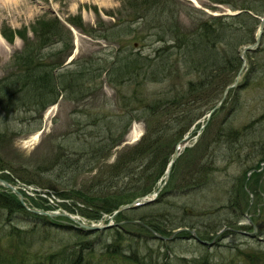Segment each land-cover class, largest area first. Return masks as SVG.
Here are the masks:
<instances>
[{
	"label": "rangeland",
	"instance_id": "374dc122",
	"mask_svg": "<svg viewBox=\"0 0 264 264\" xmlns=\"http://www.w3.org/2000/svg\"><path fill=\"white\" fill-rule=\"evenodd\" d=\"M130 1L0 0V78L11 70L16 69L12 56L21 53L24 45L23 39L16 33L23 34L28 41H31L34 39V34L30 31L35 28L41 30L42 24L49 21L50 24L56 22L54 28H51L52 31H54L56 26L61 27L62 37L52 38V41L50 40L49 45L44 47V49L51 54L54 62H61L59 68H56V71L54 70L53 72L60 77V84H63V80L70 85L65 92L60 91L58 101L54 105L47 106L40 117L37 113L26 112L24 114L22 111H8V114L3 113L0 115V132L5 133V139L0 138V166H5L0 169V173L14 177L16 182L29 183L27 184L28 189L31 191L32 189L38 190L39 193L51 198L57 204L62 198L69 196L67 199L70 204L64 205L65 208L73 210L72 214L76 218L78 217V219L84 220L88 224L96 225L100 223L103 225L109 220V215L105 214L101 220H90L99 218L102 213L100 214L98 207L91 205L89 196L93 198L99 196V191H97L99 187L96 188V186L102 180L114 178V175L104 165L107 167L115 161L120 153L129 151L132 146L138 143L139 140L133 141L130 139V133L134 127L143 136L149 125L143 120H133L121 139L111 151H108L107 156L99 159L98 163L92 165L89 169L85 168L79 171L83 167L81 165L76 171V164L72 169L66 166L64 168L53 166L55 155L57 156V152H59L58 148L62 151L80 148L79 145L78 147L76 146L79 140L78 134L74 135V132L77 128H82V125L89 120L97 124L96 127H92L94 132L96 128L101 127L110 129L115 135L120 134L124 130L125 121L117 123L116 119H119L125 113L124 103L126 99L129 100L127 109H130L131 98L134 99L133 85L128 83H117L115 85L111 83L108 81L105 70L101 71V75H97L99 72L98 68H91L92 71H90L91 73L88 76L73 73L72 75L65 74L62 77V74L68 70L74 71L78 69L82 62H96V60H93L96 57L110 59L114 53H117L118 43L98 36L99 25L103 23V25L108 27L114 23L122 22H119L122 18L125 20L131 6L129 5ZM247 1L250 3V0ZM255 1L253 3L255 11L263 12L264 0ZM174 3L178 18L186 28L196 26L197 20L195 19L200 17L206 18L210 14L231 12L227 7L212 4L209 0H174ZM213 6L215 8H212ZM195 9L199 11L196 12ZM152 10L155 11V9ZM145 15H147V20H144V17H139L140 19L135 22L126 19L131 28L127 31L128 34L122 37V40L128 42L124 44L128 48L136 44L134 50L138 49L143 54L151 53L152 55L156 47H161L164 44L160 45L161 42H158L153 30H148V20L151 19L156 22L155 13L148 12ZM75 16L81 18V28L72 24L71 19ZM209 17L206 19H209ZM212 23L215 22L212 20ZM92 27L97 31L90 34L88 32ZM48 30L50 31V28ZM165 38L171 40L170 36L168 39V35ZM235 41L237 42V39ZM170 42L176 44L175 41H169L167 45H170ZM199 49L205 50L203 45ZM218 49L226 56L222 48ZM160 50L155 52L156 56ZM194 56L196 61L192 63V55L190 57L188 54L182 55V52H179L176 46L171 48L170 51H165L164 55L156 60V63L162 67L161 64L172 60L177 65L174 71L179 69L181 75L179 73H171L163 81L143 80L139 93L145 96L146 100L151 101L158 97L164 98L162 96L166 95L167 98L171 99L174 98V94L178 91L186 90L188 81L198 80L195 69L199 66L197 60H201L204 57V52L197 51ZM188 58H191V60L184 64ZM69 60L71 61L68 62ZM108 62L106 61L105 64L108 65ZM100 64L101 69L105 67L101 61ZM223 66L225 67L226 64H223ZM225 69H222L218 74L220 76L213 79V83L209 87L211 91L207 95L202 92L194 95V97L198 96V94L202 95L199 102L194 103V99L189 98L193 103L190 105L187 103L185 107L187 112L178 120L174 128L166 131L165 136L167 139L165 138L162 143L166 140L168 143L170 139L174 138L185 128L190 118L198 111L204 112L206 108L218 103V98L213 100L217 97L215 94L219 92L216 86L221 85L227 78H231L234 75H230L233 71L226 73ZM187 70L189 71L186 72ZM208 73L211 74L210 71ZM240 84L239 87L228 92L222 105L216 109L208 123H204L205 125L203 126L202 123L204 121H202L201 125L196 127L197 134L195 136L191 138L193 130L188 133L190 138L187 140V144L194 146L180 158H177L174 166L175 172L170 177V183L164 188L168 189L166 196L162 197L157 203L128 212V216L132 219L149 221V219H153L152 216L169 211L174 218L181 217L182 220L191 224L190 226H194L203 232L212 231L216 228V231L209 236L210 238H204L206 243L210 242L209 245L212 242L214 243L210 247L206 246L207 244L205 243L200 244L183 234L182 231H188L185 229L174 233V239L163 241L162 244L150 242L149 246L152 248H159L165 245L166 248L169 247L172 253L179 256H205L209 257L213 263L264 264V116L262 117V114H264V32L257 48L247 53V65L243 71ZM87 88L88 91L82 97L81 92ZM121 96L124 98L120 99ZM185 99L188 98L186 97ZM7 106L9 107V105ZM11 107L9 108L11 109ZM173 110L176 113L178 111L175 108ZM87 111L88 114H85ZM179 111H182V109L180 108ZM89 116L92 118H89ZM227 127L235 130L233 133L235 142L232 156H228V152L225 150L227 149L225 146L228 138L222 137L221 142H218L217 132H226ZM35 134H37V138H35ZM141 135H139L140 139L142 138L140 137ZM65 138L66 142H64ZM207 143L208 154L213 151L216 159L212 158V160L209 155L206 158H201L202 153H205ZM60 144L61 146L57 148V145ZM222 152L226 156L221 157ZM186 155L188 158H192L187 166L185 165L186 161H183ZM38 162L41 165L40 171H42L43 176L34 173ZM134 162L135 164H140L141 167L147 162V159L137 157ZM199 164H203L205 169L209 170L211 168L210 180L213 182L214 187L210 181H202L198 184V176L195 177L193 183L190 182L191 178L187 179L191 173H193L191 177L196 174V171H190L191 173L186 176L184 172L188 169V166L195 169ZM255 166L259 169L256 173L253 172L256 168ZM43 168H47V171H44ZM137 170L140 173L142 172V169L137 168ZM245 172H247L246 175ZM99 174L104 177L101 179ZM174 177L177 179H174ZM92 178H94V181H92ZM246 179L247 186L244 185ZM97 181L98 183L91 187L92 189L96 188L94 194L84 195L76 192L79 188L90 187L92 183ZM122 181V179L119 181L121 183L120 187H122ZM125 181L128 186H131L139 179L127 178ZM141 183L138 186L142 185ZM186 183L190 186L189 188L184 187ZM174 185L178 186V191L172 192ZM1 187L0 185V192L3 191ZM116 187L118 186L112 187L113 189H109L105 193H112L113 195L114 192L116 193L119 190ZM245 189L252 194L251 198L248 195L244 196L242 190ZM47 192L50 193L47 194ZM141 193L143 192L133 194V196ZM36 200L44 203L42 199L36 198ZM241 202L250 204L248 213L256 214L254 220L263 225V227L257 229L253 237L232 233L226 229L241 228L243 226L246 231H252L251 226L246 225L249 223V216L248 221L244 216L247 204L242 209ZM46 206L44 203V206L36 208L47 211L52 209L51 205L47 209L45 208ZM58 206L62 205L58 204ZM64 206L62 207L64 208ZM1 210L2 208L0 207V250L5 251L9 247L11 248V245L25 247L23 249L27 250L25 255L29 259L28 264H33L32 262L35 259H31V255L24 244L14 245L18 243H11L12 239L9 234L11 227L4 225L6 221L3 220V217L5 218L3 212L5 211L3 210L2 212ZM56 218L62 219L60 215ZM65 219L63 217V221H68ZM7 221L26 229L33 226L32 223L24 222L22 219L17 221L10 219ZM111 221L116 223L118 219L114 217ZM69 223L71 224V221ZM229 223L233 225H229ZM124 227L134 233L131 238L124 236V245L130 246L133 243V246H136L138 245L136 242H138L140 247H142L145 244L142 236L147 234V231L143 227L132 223H127ZM113 229H102V233L100 231L87 233L81 240L87 241L84 242L86 246L92 247L91 245H93L96 251L95 255L109 259L105 252V244L114 242L116 234H114ZM76 231L72 227H55L51 230L41 226L36 227L33 237L34 242L30 245L32 255L40 257V255L43 256L48 252L60 249L61 243L71 244L73 241H77ZM141 249L142 251L144 250V248ZM158 252L163 256V248ZM102 253L105 254L101 255ZM116 256L117 254L115 253L112 260L116 259L117 264H128Z\"/></svg>",
	"mask_w": 264,
	"mask_h": 264
},
{
	"label": "trees",
	"instance_id": "16d2710c",
	"mask_svg": "<svg viewBox=\"0 0 264 264\" xmlns=\"http://www.w3.org/2000/svg\"><path fill=\"white\" fill-rule=\"evenodd\" d=\"M209 1L212 4H222L231 10H240V13L220 16L207 15L206 18L210 16L209 19L200 17L199 19H195L197 20L196 26L186 28L181 24L178 18L174 0H131L129 3L131 6L129 7L126 19L135 22L144 17V20H147V15L145 14L148 12H154L156 22H153L151 19L148 20L150 28H148V30H153V34L158 42H161L160 45H164L156 47L152 55L151 53L143 54L138 49L134 50L135 46L128 48L127 45H124L128 42L123 41L122 37L128 34L127 31L131 28V25L126 19L121 23H114L108 27L101 23L99 25L98 36L118 43L119 47L117 53H114L110 59L96 57L93 59L96 60V62H82L78 69L75 68L76 70L74 71L68 70L62 74V77L65 74L72 75L73 73L88 76L91 73L90 71H92L91 68H98L99 72L97 75H101V71L105 70L108 81L111 83L115 85H117V83H128L133 85L134 88H132V90L134 91V99L131 98L129 104L130 109H127V103L129 100L126 99L124 103L126 111L119 117V119H116L117 123L125 121L124 130L120 134L115 135L110 129L101 127L96 128V131L94 132L92 127H96L97 124L96 122H90L89 120L82 125V128L79 127L74 132V135H76V133L78 134L79 142L77 143L79 144L76 143V146L78 147L79 145L80 148H71V151H62L58 148L61 144L57 145L59 152H57V156L55 155L53 166H58L59 168H64L66 166L69 169H72L76 164V171H78L77 168L81 165L83 167L79 171L85 168L89 169L92 165H96L99 159L107 156L108 151H111L115 144L121 139L122 135L125 134L133 120H143L149 125L148 130L145 131L138 143L132 146L129 151L120 153L115 161L107 167L104 165L105 168L114 175V178L105 181L102 180L99 185L96 186V188L99 187L97 188L99 196H95L94 198L89 196V202L92 206L98 207L100 214L111 213L118 206L127 202V199L129 201L135 196H138H133V194L140 192H143L141 194H144L155 187L156 182L163 174L176 140H178L190 128V126L203 116V114L212 106L206 108L205 112L198 111L190 118L185 128L174 138L170 139L168 143L167 140L162 143L166 138V131L174 128L178 120L187 112L185 110L187 103L190 105L193 102H199L202 95L198 94V96L194 97L196 93L202 92L204 95H207L211 91L209 87L212 85L213 79L220 76L218 74L222 69L226 68V73H228V71H233L230 75H234L231 78H227L221 85L216 86L217 89H219V92L218 94H215L217 97L213 100L220 98L224 88L233 81L240 67L241 59L238 55L240 47L253 42V31L258 23V20L254 15L259 14L260 12L262 13V11H255L256 9L253 5V3L256 2L255 0H250V3L247 0ZM212 8H215V6ZM152 9H155L156 12ZM195 11L198 12L199 10L195 9ZM203 14L206 15L205 12H203ZM212 20L215 23H212ZM71 21L72 24L78 28L82 27L81 18L79 16L72 17ZM55 25L56 22L50 24L49 21H46L42 24L41 30L39 28L32 29L34 39L31 41H28L23 34L19 32L16 33L23 39L24 45L21 53L12 56L16 69L11 70L5 74L4 77L0 78V115L3 113L8 114V111H22L24 114H26V112L37 113L40 117L47 106L57 101L60 91L65 92L70 86L63 80V84H60V77L53 72L56 68H59L61 62H54L51 54L47 53L44 49V47L49 45V41H52V38L62 37L61 27L56 26L54 31L51 30ZM48 28H50V31ZM95 31L97 30L92 27L88 33L93 34ZM166 35H168V39L170 36L171 40H167L165 38ZM179 35L181 36L180 38ZM235 39H237V42ZM169 41H175L176 44L170 42V45H167ZM202 45L205 50L199 49L202 48ZM175 46L179 52H182V55L188 54L189 57L192 55V63L196 61L194 53L197 51L204 52V57L201 60H197L199 66L195 69L198 80L188 81L186 90L178 91L174 94V98L169 99L166 95L162 96L164 98L158 97L151 101L146 100V97L139 93V88L141 87L143 80L149 79L150 81H163L167 79L171 73H179V75H181L179 69L174 71L177 65H175L172 60H168L165 64H161L162 67L156 63V60L164 55L165 51H170L171 48ZM217 46L218 48H222L226 53V56H224L223 52H221ZM159 49L161 50L156 56L155 52ZM190 60L191 58H188L184 64ZM100 61L105 66L102 69ZM106 61H109L108 65L105 64ZM98 64L99 66L96 67ZM223 64H226V66L224 67ZM188 71L189 70L186 72ZM209 71L211 74L208 73ZM87 91L88 88L82 91L81 96L83 97ZM186 97L188 99H185ZM121 98L124 97L121 96L120 99ZM189 98L194 99V101H190ZM7 105H9V107L12 106L11 109ZM173 108L178 109L177 113ZM180 108L182 111H179ZM85 114H88V111L85 112ZM263 116L264 114L262 117ZM212 117L213 114L211 118ZM89 118L92 117L89 116ZM226 130V132H217L218 142H221L222 137L228 138L225 146L227 149L225 150L228 152V156H232L235 142L233 133L235 130L230 127H227ZM4 135V132H0L1 139H5ZM66 138L64 139V142H66ZM205 148H208V143ZM187 150L185 153L188 152ZM209 156L211 159H216L215 155H213V151L209 152ZM224 156L226 155L222 152L221 157ZM137 157L147 159V162L140 167V164H135L134 162ZM186 159L187 155L183 159V161H186L185 163H187ZM3 167L5 166H0V169H3ZM40 167L41 165L38 162V166H36L34 173L43 176ZM137 168L142 169V172H138ZM43 169L44 171H47V168ZM188 171H196V174L191 178L192 180H190L192 183L197 176L199 179L197 181L198 184L202 181L212 182L210 180V173L212 172L211 168H209V170L207 168L205 169L203 164H199L195 169L188 166ZM103 177L104 176H101V179ZM5 178H9V176L6 175ZM127 178H135L139 179V181L128 186L125 181ZM121 179L123 180L122 187H120L121 183H119ZM145 180L147 181L141 183ZM92 181H94V178H92ZM96 183H98V181L92 183L90 187L79 188L76 192L84 195L89 193L94 194L96 188L92 189L91 187ZM140 183L142 185L138 186ZM116 185L118 186L116 189H119L116 193L114 192L113 195L112 193H105V191L113 189ZM212 186L214 187L213 182ZM164 196H166L165 192H163L159 199L154 203L159 202ZM83 199L86 200L84 197ZM0 207L2 208V212L3 210L5 211L3 212L5 216V218L3 217V220L6 221L4 225H9V227H11L9 231L12 239L11 243H18L14 245L24 244L31 255V259H35L32 262L33 264H117L116 259L112 260L115 253L118 256V259H121L128 264L133 262L135 264H220L213 263L209 257L205 256L189 258L186 256H179L172 253L169 247L166 248L165 245L159 248H152L149 246L150 242H159L162 244L163 241L154 237L152 233L141 224L138 225L147 231V234L142 236L145 242L142 247H140L138 242L136 243L139 246H133V243L130 246L123 244L124 236L131 238L134 234L124 226L113 229L115 232L114 234H116L114 242L105 244V252L109 259L102 258L100 255H95L96 251L93 248V245H91V242L90 245L92 247L86 246V243H84L87 242L86 240H81V238L87 234H84L80 230H77L75 233L77 241H73L71 244L61 243L62 245L60 249L48 252L43 256L40 255V257L37 255L34 257L30 245L34 242L33 237L35 235L36 227L41 226L50 228V230L55 227H71L55 222H49L45 217L27 211L20 205L16 196L11 193L0 192ZM131 211L135 210L120 212L116 215V218L119 220H130L132 218L128 216V212ZM169 216H171V218H169ZM152 218L153 219H149V221H143V219L138 220L149 225L156 232L164 236H169L172 231L177 228H187L189 230H195L202 239H206L211 233L216 231V228H214L212 231L209 230L203 232L194 226H190L191 224L182 220L181 217L174 218L173 215H170L169 211L167 213H158L152 216ZM6 219H12L14 221L22 219L24 222L32 223L33 226L26 229L17 226L16 224H11L12 222H8ZM95 219H98V217ZM229 225L233 224L229 223ZM182 232L185 235H189L188 231ZM135 235L140 236L138 234ZM11 248L9 247L5 251L0 250V264H28L29 259L27 255H25L27 250L23 249L25 247H15L11 245ZM141 248H144V250L142 251ZM161 248H163V256L158 252ZM104 254L105 253H102L101 255Z\"/></svg>",
	"mask_w": 264,
	"mask_h": 264
},
{
	"label": "water",
	"instance_id": "95a60500",
	"mask_svg": "<svg viewBox=\"0 0 264 264\" xmlns=\"http://www.w3.org/2000/svg\"><path fill=\"white\" fill-rule=\"evenodd\" d=\"M119 21H122V19H120ZM260 31H262V25L260 26ZM259 37H260V35H259ZM258 41H259V38L257 37V38H256V41H255L253 44L245 45V46L242 48V50L239 51V56H240V58H241L242 61H243V62H242V65H241V68H240V71L242 70V68H243V66H244V64H245L244 54H245L248 50L252 49V47H253L255 44H257ZM239 78H240V76L237 75L236 78H235V80H234V82H233L231 85H229L227 88H225V90H224V92H223V96H222L220 102L223 101V99H224L226 93L228 92V90H229L230 88L236 86V84H237L238 81H239ZM175 158H176V155L173 157L172 161L169 163V165H168V167H167L164 182L167 180V178H168V176H169V172H170V169H171V166H172V162L174 161ZM0 183L3 184L4 186L10 188L11 190H13V191L17 194L20 203H21L23 206H25V204H24V202H23V196L21 195V193L17 190V188H16L14 185H12L11 183H9V182L3 180L2 178H0ZM163 184H164V183H163ZM163 184H162V185H163ZM162 185H161V186H162ZM157 192H158V190H157ZM25 207H26V206H25ZM127 207H128V205L118 208V210L116 211V213H117L119 210H121L122 208H127ZM26 208H27L28 210L34 212V213H38V214H41V215H46V214H47V215H52V214H48V213H46V212H44V211H38V210H35V209H32V208H28V207H26ZM64 215L67 216V217H69L70 219H73V218H71L69 215H66V214H64ZM73 220H74V219H73ZM74 222L76 223V224L74 225L76 228L83 229V230H89V231H96V230H100L101 228H104V227H108V226H109V224L106 225V226L87 225V224H84V223H82V222H78V221H76V220H74ZM249 222H251V221L249 220ZM229 229H231V230H233V231H235V232H237V233L245 234V235H247V236H251L252 234H254V231H253V232H246V231H242V230H239V229H233V228H229ZM175 232H176V231H175ZM153 234H154L156 237L160 238V239H167L166 237H164V236H162V235H160V234H158V233H156V232H154V231H153ZM191 236H192L194 239H196L197 241L201 242V243H205V244H209V243H210V242L206 243L205 241H202L194 231H192ZM171 237H172V236H171Z\"/></svg>",
	"mask_w": 264,
	"mask_h": 264
},
{
	"label": "bare ground",
	"instance_id": "6f19581e",
	"mask_svg": "<svg viewBox=\"0 0 264 264\" xmlns=\"http://www.w3.org/2000/svg\"><path fill=\"white\" fill-rule=\"evenodd\" d=\"M38 134V133H37ZM37 134H35V138H37ZM140 135V133L139 132H137L136 130H135V127H134V129L131 131V133H130V139H132L133 141L134 140H136L137 139V137ZM209 154H207V153H202V155H201V158H206L207 156H208ZM256 167V166H255ZM256 171H257V167L255 168V170L253 171L254 173H256ZM250 177V176H249ZM248 177V178H249ZM247 178V179H248ZM247 179L244 181V185H246L247 186ZM243 191V194L246 196V195H248L250 198H251V193L250 192H247L246 190H242ZM257 193H259L258 191H257ZM247 204V207H246V209H245V213L249 216V218H250V221H251V229L253 230V231H255L256 229H258V228H261V227H263V225L261 224V223H257L255 220H254V217L256 216V214H251V213H248V210H249V207H250V204H248L247 202H241L240 203V205H241V207H242V209H244V205H246ZM242 225H245V224H242ZM246 225H250L249 223H247ZM243 227V226H242Z\"/></svg>",
	"mask_w": 264,
	"mask_h": 264
}]
</instances>
